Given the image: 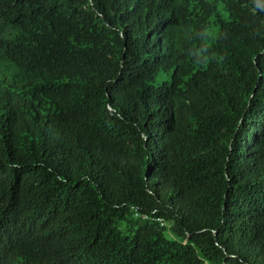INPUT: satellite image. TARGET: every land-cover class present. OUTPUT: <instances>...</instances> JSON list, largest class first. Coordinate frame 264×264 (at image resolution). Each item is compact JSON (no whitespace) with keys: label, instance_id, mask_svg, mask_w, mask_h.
Listing matches in <instances>:
<instances>
[{"label":"trees","instance_id":"obj_1","mask_svg":"<svg viewBox=\"0 0 264 264\" xmlns=\"http://www.w3.org/2000/svg\"><path fill=\"white\" fill-rule=\"evenodd\" d=\"M0 264H264V0H0Z\"/></svg>","mask_w":264,"mask_h":264}]
</instances>
